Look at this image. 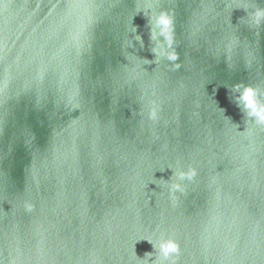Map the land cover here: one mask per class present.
Returning <instances> with one entry per match:
<instances>
[{
    "label": "water",
    "instance_id": "water-1",
    "mask_svg": "<svg viewBox=\"0 0 264 264\" xmlns=\"http://www.w3.org/2000/svg\"><path fill=\"white\" fill-rule=\"evenodd\" d=\"M145 7L174 17L178 70L140 60L155 59ZM256 8L264 0H3L0 264H141L133 244L161 232L179 243L176 264H264V125L232 91L264 99ZM177 164L197 176L174 202L152 183ZM145 252L155 258L137 242Z\"/></svg>",
    "mask_w": 264,
    "mask_h": 264
},
{
    "label": "clouds",
    "instance_id": "clouds-1",
    "mask_svg": "<svg viewBox=\"0 0 264 264\" xmlns=\"http://www.w3.org/2000/svg\"><path fill=\"white\" fill-rule=\"evenodd\" d=\"M143 12L144 16L148 20V27L150 28V41L154 42V45L150 51L154 55V60L147 58L140 59L144 65L159 64L161 61L171 62L169 66L178 70L181 68V64L175 63L178 60V55L175 51L176 39H175V26L174 17L169 11L159 10L153 7H145L137 9L136 12ZM246 23L249 26L259 27L264 25V8H256L250 11L247 16ZM132 32H136V28H132ZM163 38L161 42L160 38ZM135 40L140 44L141 49L144 47V42L140 35H135ZM131 46V45H130ZM234 93H238L237 102L242 107L246 116L250 119V123L257 125H264V99H261V93L253 86L237 85L232 89ZM173 172L169 181L163 179L155 180L163 183L164 188H167L169 198L174 202L178 200L177 193L180 195H186L187 189L185 182H193L197 176V172L188 166L187 170H184L179 164L175 168L168 166ZM165 170H159L163 172ZM158 187V185H157ZM155 192V191H153ZM140 241H147L152 245L155 251V258L153 259L152 252H145L142 259L138 258L135 254V244ZM231 248H229V253ZM133 254L141 264H176V258L180 254V246L176 239L171 235H166L161 232L158 239L141 238L133 244ZM43 255L41 250V256Z\"/></svg>",
    "mask_w": 264,
    "mask_h": 264
},
{
    "label": "snow or ice",
    "instance_id": "snow-or-ice-1",
    "mask_svg": "<svg viewBox=\"0 0 264 264\" xmlns=\"http://www.w3.org/2000/svg\"><path fill=\"white\" fill-rule=\"evenodd\" d=\"M0 3H3V0H0Z\"/></svg>",
    "mask_w": 264,
    "mask_h": 264
}]
</instances>
